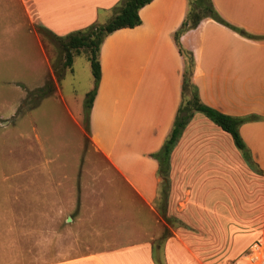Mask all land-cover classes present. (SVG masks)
Masks as SVG:
<instances>
[{"label": "crops", "instance_id": "1", "mask_svg": "<svg viewBox=\"0 0 264 264\" xmlns=\"http://www.w3.org/2000/svg\"><path fill=\"white\" fill-rule=\"evenodd\" d=\"M119 1L19 0L31 23L56 36L97 24L102 15L107 19ZM210 1L227 23L262 39L245 38L203 19L179 35L178 45L193 57L191 82L202 104L234 118H257L243 123L239 134L262 173L249 169L229 134L195 113L170 155L165 213L182 225L176 230L168 226L171 236L157 245L165 223L157 205L158 164L150 155L170 134L181 102L185 61L174 35L189 1L153 0L139 10V26L113 32L100 46L101 75L83 162L85 132L70 110L79 140L69 172L51 170L53 146L38 137L37 144L20 145L1 158L3 166L12 161L19 166L1 181L6 201L0 214H48L50 202L44 200L55 199V252L49 264H215L221 256L234 264L253 243L264 248V0ZM56 101L64 102L59 92ZM14 149L34 156L20 161ZM107 165L115 172L111 180ZM28 166L47 169L50 175L20 177L17 172ZM16 177L23 184L20 206L11 199ZM77 197L80 207L72 217ZM65 214L68 226L63 229L59 217ZM8 221L6 216L4 223ZM30 227L43 229L35 222ZM44 255L35 254L37 259ZM12 258L8 264H15Z\"/></svg>", "mask_w": 264, "mask_h": 264}, {"label": "rangeland", "instance_id": "2", "mask_svg": "<svg viewBox=\"0 0 264 264\" xmlns=\"http://www.w3.org/2000/svg\"><path fill=\"white\" fill-rule=\"evenodd\" d=\"M189 2L194 5L195 0H189ZM106 16L102 15L98 24H106L111 17L108 16L105 19ZM43 29L50 31L41 24L31 23L19 0H0V208L4 207L6 201L5 194L2 192L5 184L1 181L4 175L11 173L19 166L18 161H12L11 165L5 166L1 163V158L9 154L11 149L26 145V143L37 144L36 137H38L42 142L50 141L53 146L48 154L51 170L53 167L60 172H69L72 169L76 152L74 142L77 143L79 140V134L72 117L68 115V110L83 128L85 95L94 86L88 55L82 50L79 55L73 57V71L70 72L69 69L63 71V53L56 42L50 41L45 36ZM50 32L55 35L52 31ZM53 66L60 75L63 71L58 81H55L57 75L54 77ZM50 78L54 79L56 91L41 99L36 105L38 97L31 96L32 92L44 87ZM58 88L59 96L64 100L63 104L59 101L55 102ZM77 103L78 107L82 108L79 119L75 111ZM84 137L85 133L82 139L81 163L90 145L87 142L85 147ZM13 154L20 161L32 160L31 155L34 156L30 151L24 154L17 149H14ZM44 158H47L46 154ZM99 162L104 166L103 159ZM80 167L79 165V169ZM23 168L24 172H17L20 177L42 178L50 175L49 170L41 167L40 169L32 166ZM79 172L78 170V174ZM110 175L115 176V172L107 165V179ZM15 181L16 190L11 199L16 206H20L19 194L22 193L23 184L19 177H16ZM79 186L77 179V192H79ZM44 202H50L47 204L48 211H50L48 214H0V264L10 263L9 255L13 257L15 264H22L20 260L25 264L50 263L53 250L55 252V199L50 201L45 199ZM159 203L160 201L157 200V205ZM75 204V211L70 213L72 217L76 215L80 207L78 197ZM6 216L10 218L7 224L4 223ZM67 216L65 214L59 217V226L63 229L68 226L65 221ZM67 221L70 219L68 218ZM11 222L14 225H10L9 229L8 224ZM25 222L40 223L43 229L34 231L30 227L31 224L25 226ZM172 229L176 230L179 227L173 226ZM245 232L243 230L239 233ZM9 244H12L11 248ZM38 252H45L46 255L37 259L35 254ZM232 263L224 261V257L221 256L219 262L215 264Z\"/></svg>", "mask_w": 264, "mask_h": 264}, {"label": "trees", "instance_id": "3", "mask_svg": "<svg viewBox=\"0 0 264 264\" xmlns=\"http://www.w3.org/2000/svg\"><path fill=\"white\" fill-rule=\"evenodd\" d=\"M152 1L153 0H120L119 3L111 9L112 15L106 24L100 25L95 23L83 30L76 31L64 37H58L45 29L42 30L45 36L48 37L50 41H53L54 43L56 42L59 46V49L62 51L64 56L62 66L63 71L65 69H71L73 57L79 55L82 50L88 55L94 86L93 89L85 95L83 104V128L86 137H84L85 147L87 146V142H89L88 139L90 135L89 114L98 89L101 75L98 60L100 46L104 39L113 32L121 29H133L139 26L141 24L139 10ZM188 6L189 8L186 18L174 35L177 45L179 35L188 30L195 29L203 19H212L213 21L224 25L225 27L245 38L253 40L262 39V37L250 35L244 32L242 29L232 26L223 20L215 11L210 0H195L194 5H191V3L188 2ZM179 52L185 61L181 86V102L177 109L170 134L164 141L161 149L157 153L150 155V157L156 160L158 164L157 173L161 179L160 203L158 209L161 219L165 223V226H163L162 236L157 242L158 246L171 236L168 226L173 227L182 225L178 220L174 218H168L165 213L170 188V155L181 134L195 113L202 114L213 124L218 126L222 131L229 134L235 148L240 152L242 159L249 169H251L256 174L262 173L253 162L250 152L239 134V127L243 123L255 120L257 118L253 116L247 118H234L202 104L199 100L198 90L191 82V76L193 72V57L190 52H185L180 47ZM52 69L54 77L57 75V77H55V81H58L62 76L63 71L60 75V73L55 69V66H53ZM55 91L56 84H54V79L50 78L44 87L32 92L31 96L38 97V101L35 103L37 105L41 99L50 96Z\"/></svg>", "mask_w": 264, "mask_h": 264}, {"label": "built area", "instance_id": "4", "mask_svg": "<svg viewBox=\"0 0 264 264\" xmlns=\"http://www.w3.org/2000/svg\"><path fill=\"white\" fill-rule=\"evenodd\" d=\"M234 264H264V248L261 242L253 243L249 253Z\"/></svg>", "mask_w": 264, "mask_h": 264}]
</instances>
